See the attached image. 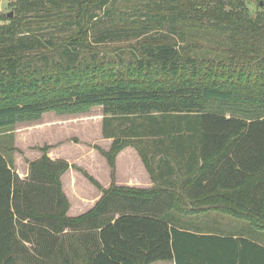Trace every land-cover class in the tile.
<instances>
[{"label":"trees","instance_id":"16d2710c","mask_svg":"<svg viewBox=\"0 0 264 264\" xmlns=\"http://www.w3.org/2000/svg\"><path fill=\"white\" fill-rule=\"evenodd\" d=\"M251 1L253 15L247 0H8L0 130L101 107L111 184L83 174L102 196L70 218L66 161L43 148L21 179L0 149V264H181L179 216L264 231V0ZM127 147L151 188L114 184Z\"/></svg>","mask_w":264,"mask_h":264},{"label":"rangeland","instance_id":"374dc122","mask_svg":"<svg viewBox=\"0 0 264 264\" xmlns=\"http://www.w3.org/2000/svg\"><path fill=\"white\" fill-rule=\"evenodd\" d=\"M7 3L8 0L0 1V13L9 12ZM247 3L248 9L253 15L256 10L255 5L252 1H247ZM209 37L205 36L201 38L192 36L191 40L205 47L217 46V40H209ZM200 55L208 56V54L204 52H201ZM211 57H214V55ZM101 121V107H93L86 112L72 115H58L55 112H48L44 114L42 119L37 123H20L16 124L13 128L0 130V149L12 170L20 178L24 177L23 174L27 170L28 162L40 158L42 155L41 149L46 148L47 156H60L70 162H67L70 165L68 170L69 175L64 179L66 186H68L67 184L69 183L68 179L70 183H77L79 184L78 186H80V183L84 185V181L88 180L83 174L92 177L88 171L103 184L106 182L105 171L107 167L105 165L101 166L102 163L100 162L102 158L94 157V159H91L92 154L101 156L99 151H107L110 147L105 149L102 142L103 139L100 137ZM126 149H132L136 152L132 147L124 148L122 151ZM136 154L138 155L137 152ZM129 163V158L124 157L121 159L119 163V176L123 177L126 175L125 173ZM140 163L144 168L141 159ZM115 175L116 169L113 180L114 184L116 182ZM208 214V216L213 218L225 219L249 227L248 223L234 220L219 213ZM253 235L255 238L264 242V231L253 229Z\"/></svg>","mask_w":264,"mask_h":264},{"label":"crops","instance_id":"0c3cea01","mask_svg":"<svg viewBox=\"0 0 264 264\" xmlns=\"http://www.w3.org/2000/svg\"><path fill=\"white\" fill-rule=\"evenodd\" d=\"M102 142L105 149H108L111 140L103 139ZM48 157L53 161L63 160L69 162L60 156L49 155ZM94 157L102 158L101 166L105 165L107 167L105 171L106 182L100 183L97 178L87 171L102 189H108L111 184L108 165L102 156L92 154L91 159H94ZM124 157L129 158L132 164L129 163L126 175L122 177L119 176V163ZM115 169V185L118 187L141 189L152 187V182L146 170L142 167L140 158L132 149H126L117 155ZM23 175L24 177L21 179L27 176V170ZM67 175H69V171L61 177L62 190L69 203L67 216L75 218L92 209L102 194L88 181H84V185L80 183V186H78L79 184L70 183L68 179L69 183L66 186L64 179ZM208 215L174 218L172 227L182 234H187V236H181L177 248L181 264H264V242L254 237L251 227ZM153 264L176 263L174 261H160Z\"/></svg>","mask_w":264,"mask_h":264},{"label":"water","instance_id":"95a60500","mask_svg":"<svg viewBox=\"0 0 264 264\" xmlns=\"http://www.w3.org/2000/svg\"><path fill=\"white\" fill-rule=\"evenodd\" d=\"M11 16H12V13H9V14H8V17H11Z\"/></svg>","mask_w":264,"mask_h":264},{"label":"built area","instance_id":"2783aa9c","mask_svg":"<svg viewBox=\"0 0 264 264\" xmlns=\"http://www.w3.org/2000/svg\"><path fill=\"white\" fill-rule=\"evenodd\" d=\"M247 1H251V0H247Z\"/></svg>","mask_w":264,"mask_h":264}]
</instances>
